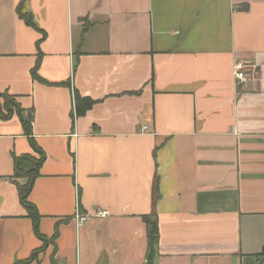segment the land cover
<instances>
[{
	"label": "crops",
	"instance_id": "1",
	"mask_svg": "<svg viewBox=\"0 0 264 264\" xmlns=\"http://www.w3.org/2000/svg\"><path fill=\"white\" fill-rule=\"evenodd\" d=\"M6 92L45 160L39 238L0 120V264H264V0H0Z\"/></svg>",
	"mask_w": 264,
	"mask_h": 264
},
{
	"label": "trees",
	"instance_id": "2",
	"mask_svg": "<svg viewBox=\"0 0 264 264\" xmlns=\"http://www.w3.org/2000/svg\"><path fill=\"white\" fill-rule=\"evenodd\" d=\"M23 4L24 2H21L18 7V13L21 20H23L29 27L33 28L36 31H39L37 26L34 23L33 16L30 14L23 13ZM45 38V33L43 35V38L41 41ZM38 44V43H37ZM38 68H39V62L37 61L35 67L31 71V76L35 81H38L40 83L43 82V80L38 75ZM7 92L1 94V98L4 99L5 104H0V120L7 121L10 120L13 116L17 115L22 122L23 128L25 130V134L27 137L30 138L31 147L33 150L40 155V158L37 160H33L29 155L21 156V157H15L14 160V166H15V172L13 175V181L15 182L21 204L26 208L29 218L33 222V226L35 229V232L39 238H42L38 231V225L40 221V216L35 209V207L28 202L29 195L31 193V190L33 188V183L35 179L38 177L39 169L42 165V163L45 160V155L43 151L37 146L35 141L31 138L32 135V120L31 113H29L27 119L23 117V110L21 109L20 105L17 103L12 102V98L10 97ZM83 101L79 95H76V102ZM88 105L82 109H80L79 114L82 115L85 113L86 110L90 109L93 102L87 101ZM20 180H24L23 183H20ZM145 222L147 224V237H148V246H149V253H151V257L156 251V248L158 246L159 242V227L158 222L156 219L152 221V219L145 218ZM57 233H55L56 237ZM46 242V240H43ZM261 257L264 258V247L261 253ZM34 259V256L31 257V260ZM30 262V261H28Z\"/></svg>",
	"mask_w": 264,
	"mask_h": 264
},
{
	"label": "built area",
	"instance_id": "3",
	"mask_svg": "<svg viewBox=\"0 0 264 264\" xmlns=\"http://www.w3.org/2000/svg\"><path fill=\"white\" fill-rule=\"evenodd\" d=\"M236 78L240 82H245L246 81V74H245V72H243L241 69H239L237 71V73H236ZM147 130H148V128L146 126L142 128V131L143 132H146ZM97 216L104 218V217L109 216V212H107V211L99 212L97 214ZM89 218H90L89 216L83 215L80 212L79 213L77 212L76 215H75V218H74L75 223H76V226L79 227V228L83 227L84 225L87 224Z\"/></svg>",
	"mask_w": 264,
	"mask_h": 264
},
{
	"label": "rangeland",
	"instance_id": "4",
	"mask_svg": "<svg viewBox=\"0 0 264 264\" xmlns=\"http://www.w3.org/2000/svg\"><path fill=\"white\" fill-rule=\"evenodd\" d=\"M0 96H1V94H0ZM11 98H12V102L15 104V103H17L18 105H19V102H18V100L15 98V97H13V96H10ZM0 104L1 105H4L5 104V102H4V99L3 98H1L0 97ZM33 160L35 159V160H37L38 158L37 157H35V156H32V155H29Z\"/></svg>",
	"mask_w": 264,
	"mask_h": 264
}]
</instances>
